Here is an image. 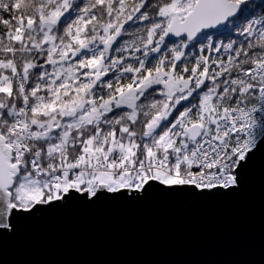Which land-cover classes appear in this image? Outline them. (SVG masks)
<instances>
[{
	"label": "snow or ice",
	"instance_id": "obj_1",
	"mask_svg": "<svg viewBox=\"0 0 264 264\" xmlns=\"http://www.w3.org/2000/svg\"><path fill=\"white\" fill-rule=\"evenodd\" d=\"M264 172V0H0V264L46 216L228 200Z\"/></svg>",
	"mask_w": 264,
	"mask_h": 264
},
{
	"label": "water",
	"instance_id": "obj_2",
	"mask_svg": "<svg viewBox=\"0 0 264 264\" xmlns=\"http://www.w3.org/2000/svg\"><path fill=\"white\" fill-rule=\"evenodd\" d=\"M9 264H264V172L228 200L73 206L9 245Z\"/></svg>",
	"mask_w": 264,
	"mask_h": 264
}]
</instances>
